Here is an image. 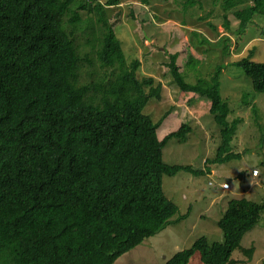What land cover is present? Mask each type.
<instances>
[{
    "label": "trees",
    "instance_id": "1",
    "mask_svg": "<svg viewBox=\"0 0 264 264\" xmlns=\"http://www.w3.org/2000/svg\"><path fill=\"white\" fill-rule=\"evenodd\" d=\"M236 5L233 13L239 25L234 29L227 21L229 31H244L256 15L264 17V0L225 2V8ZM102 8L94 0H0L4 264H114L173 221L179 206L164 191L165 174L180 170L201 174L210 172L211 163L242 157L232 149L241 118H228L232 109L221 92L222 63L211 76L190 82L177 64L178 52L170 54L175 82L208 99L221 126L217 155L206 159V168L164 160L167 142L172 137L187 139L191 127L182 123L160 137L166 114L155 121L144 108L150 98L163 97L165 85L152 75L139 76L141 60L128 61L106 18H101L105 25L97 56L104 67L121 70L105 73L94 82L100 94H90L94 84L80 81L76 30L80 10L92 13ZM234 63L252 78L256 90L264 92V61L255 60L250 52ZM253 109L258 117L255 104ZM263 214L264 200L231 198L218 221L223 240L210 242L202 235L164 264H236L233 251ZM243 250L252 257L255 247Z\"/></svg>",
    "mask_w": 264,
    "mask_h": 264
},
{
    "label": "rangeland",
    "instance_id": "2",
    "mask_svg": "<svg viewBox=\"0 0 264 264\" xmlns=\"http://www.w3.org/2000/svg\"><path fill=\"white\" fill-rule=\"evenodd\" d=\"M108 1L94 0V4H103L100 12L80 10L82 20L76 30L81 56L80 81L94 84L90 94H100L94 82L107 72L121 70L117 66L104 67L97 56L105 25L101 18H106L114 26L128 61L141 60L139 76L152 75L165 85L163 97L150 98L144 108L155 121L166 114L159 127L160 137L182 123L191 127L186 133L187 139L172 137L164 146L163 157L167 163L206 168V159L217 155L221 143V126L210 112L208 99L199 97L197 92L182 90L175 82L169 66L171 53L178 52L177 64L190 82L211 76L222 63L221 92L232 109L228 118H241L232 149L241 152L242 157L211 163L210 172L201 174L186 170L165 174L164 191L179 206L173 221L114 263L164 264L202 235L210 242L223 240L218 221L231 198L264 200V92L256 90L252 78L234 63L250 52L255 60L264 61V17L256 15L244 31H229V25L234 29L239 25L233 13L239 5L225 8L226 0H118L116 4ZM194 31L199 34L194 35ZM228 44L230 51H227ZM255 166L261 170L259 178L252 176ZM224 181L231 182L232 189L222 188ZM252 181L260 186L251 187ZM186 212V217L175 221ZM252 246L254 254L248 257L243 249ZM232 257L237 260L236 264H264V214L246 231L241 247L233 251ZM0 264L4 262L0 260Z\"/></svg>",
    "mask_w": 264,
    "mask_h": 264
},
{
    "label": "built area",
    "instance_id": "3",
    "mask_svg": "<svg viewBox=\"0 0 264 264\" xmlns=\"http://www.w3.org/2000/svg\"><path fill=\"white\" fill-rule=\"evenodd\" d=\"M252 174L253 175H259L260 174V169L259 168H254L253 169V171H252ZM221 186H222V188H224V189H231L232 188V185H231V182H229V181H224V182H222L221 183Z\"/></svg>",
    "mask_w": 264,
    "mask_h": 264
},
{
    "label": "crops",
    "instance_id": "4",
    "mask_svg": "<svg viewBox=\"0 0 264 264\" xmlns=\"http://www.w3.org/2000/svg\"><path fill=\"white\" fill-rule=\"evenodd\" d=\"M256 167H257V166H255L254 168H256ZM260 174H261V170H260ZM252 176H253V177H258V178L260 177L259 175L256 176V175H253V174H252ZM257 185L260 186V184H258V183H256V182H253V181H252V185H251V187H256ZM221 187H222V186H221ZM231 189H232V188H231Z\"/></svg>",
    "mask_w": 264,
    "mask_h": 264
},
{
    "label": "clouds",
    "instance_id": "5",
    "mask_svg": "<svg viewBox=\"0 0 264 264\" xmlns=\"http://www.w3.org/2000/svg\"><path fill=\"white\" fill-rule=\"evenodd\" d=\"M258 168V167H257Z\"/></svg>",
    "mask_w": 264,
    "mask_h": 264
}]
</instances>
